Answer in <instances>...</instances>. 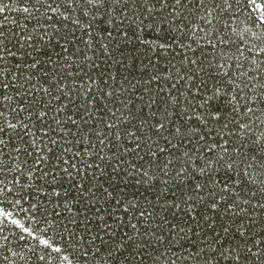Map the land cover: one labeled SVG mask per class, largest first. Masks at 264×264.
I'll list each match as a JSON object with an SVG mask.
<instances>
[{"label": "trees", "instance_id": "16d2710c", "mask_svg": "<svg viewBox=\"0 0 264 264\" xmlns=\"http://www.w3.org/2000/svg\"><path fill=\"white\" fill-rule=\"evenodd\" d=\"M0 10V264H264V0Z\"/></svg>", "mask_w": 264, "mask_h": 264}, {"label": "snow or ice", "instance_id": "6c2138e0", "mask_svg": "<svg viewBox=\"0 0 264 264\" xmlns=\"http://www.w3.org/2000/svg\"><path fill=\"white\" fill-rule=\"evenodd\" d=\"M0 11H2V10H0ZM13 127H15V125H13ZM161 127H162V125H161ZM0 215H2V213H0ZM46 243V242H45ZM54 251H56V252H59L60 251V249H54Z\"/></svg>", "mask_w": 264, "mask_h": 264}]
</instances>
